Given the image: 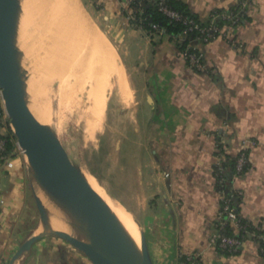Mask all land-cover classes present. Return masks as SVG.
<instances>
[{"label":"crops","instance_id":"0c3cea01","mask_svg":"<svg viewBox=\"0 0 264 264\" xmlns=\"http://www.w3.org/2000/svg\"><path fill=\"white\" fill-rule=\"evenodd\" d=\"M86 1L101 36L115 49L135 102L132 139L117 152L132 177V193L153 264H178L199 254L200 264H264L259 246L246 240L236 256L208 244L220 206L214 177L216 146L234 158L245 145L248 167L232 181L241 218L264 237V0H250L234 43L217 38L198 45L204 72L180 57L175 37L128 19L126 0ZM206 22L238 0H174ZM1 101V96H0ZM9 134L7 126L0 136ZM36 180L22 152L0 161V264L36 235ZM40 222V219H39ZM33 227V226H32ZM13 264H89L65 242L43 238Z\"/></svg>","mask_w":264,"mask_h":264},{"label":"rangeland","instance_id":"374dc122","mask_svg":"<svg viewBox=\"0 0 264 264\" xmlns=\"http://www.w3.org/2000/svg\"><path fill=\"white\" fill-rule=\"evenodd\" d=\"M76 3L82 19L101 36L90 17L88 10L91 9L87 2L76 0ZM51 4V0L20 2L16 35L17 52L20 82L24 89L27 86V90L31 88L29 93L32 98L27 95L30 98H28L30 108L33 113L44 118L45 123L53 129L71 163L85 178L92 175L91 178L94 179L102 197L127 211L132 222L137 224L139 231L143 233L144 228L139 225L138 216L144 212L138 198L132 193L131 173L124 167L117 152L120 142L132 139L135 127L136 107L124 69L116 57L115 49L108 43L107 48L111 55L113 54L117 66L114 67L113 64L111 66L110 60L105 61L106 63L93 60L96 56L98 58L101 56L87 43L86 32L78 23L81 17L72 18L70 23L66 21L67 24L64 25L65 27L69 25V28H65L63 25L65 21H59L62 20V9L59 8L55 13L51 10L53 5ZM101 63H105L104 69L99 71ZM87 66L90 72L84 74L83 69ZM119 78L124 80L123 85ZM27 82L30 84L27 85ZM95 90L100 93L95 92L97 95H94ZM100 97L104 98L103 106ZM12 139L16 143L15 137ZM35 185L41 194L48 216L57 215L70 229L69 232L77 233L72 223L54 212L52 200L37 183ZM34 228L36 234L44 231L39 216L36 224L29 226V232ZM46 239L63 242L52 236H46ZM88 263L90 264L89 261Z\"/></svg>","mask_w":264,"mask_h":264},{"label":"water","instance_id":"95a60500","mask_svg":"<svg viewBox=\"0 0 264 264\" xmlns=\"http://www.w3.org/2000/svg\"><path fill=\"white\" fill-rule=\"evenodd\" d=\"M21 0H0V96L16 145L36 183L52 200V208L74 225L77 233L53 230L46 206L33 189L43 232L27 239L9 264L46 236L56 237L81 253L90 264H153L144 233L135 247L106 205L71 163L53 129L39 121L20 82L17 19Z\"/></svg>","mask_w":264,"mask_h":264},{"label":"built area","instance_id":"2783aa9c","mask_svg":"<svg viewBox=\"0 0 264 264\" xmlns=\"http://www.w3.org/2000/svg\"><path fill=\"white\" fill-rule=\"evenodd\" d=\"M91 1L95 3L97 0ZM146 3L140 0H126V10L129 21L141 28H143L142 22L144 20H142V16ZM152 3L162 15L170 20V22H176L185 26L179 35L173 37L177 40L179 47L187 40L186 47L180 49V57L189 67L197 72H204L202 58L197 51V46L209 44L217 38H222L234 43L235 30L245 22L250 6V0H238L233 10L212 12L207 20V25L202 26V21H194L172 10L166 4L165 0H153ZM219 23L222 25L218 26ZM151 32L165 33V30L157 25H151ZM4 126L8 127L9 134L0 136V161H4L13 152L8 153L7 144L8 140H13L12 138L14 137L13 129L1 100L0 128ZM14 146L17 147L15 142ZM215 151L216 164L214 167V177L218 185V193L220 194L221 201L216 223L213 232L209 236L208 244L221 253L232 257L240 252L246 240L251 239L259 246V252L264 256V237L262 235V228L259 226H252L247 222H242L243 219L238 209L240 193L230 190L232 181L242 176L248 167L247 148L244 145L235 157L233 172L229 176L226 173L227 169L224 167L228 160V158H226V149L217 145ZM228 230L231 231V235L228 234ZM200 263L201 256L199 254L179 256L178 260V264Z\"/></svg>","mask_w":264,"mask_h":264},{"label":"bare ground","instance_id":"6f19581e","mask_svg":"<svg viewBox=\"0 0 264 264\" xmlns=\"http://www.w3.org/2000/svg\"><path fill=\"white\" fill-rule=\"evenodd\" d=\"M52 1V9L51 10H53V11H55V13H57L56 11L60 8V9H62V15H61V19L62 20H60L59 19V21L60 22H63V21H65V23H63V25L64 24H67L66 23V21L68 22V23H70L69 21H71V19L72 18H77V17H81V12L79 11V8H78V4L76 3V0H51ZM58 19V18H57ZM56 21H58V20H56ZM55 22V21H54ZM59 23V22H58ZM78 23H80L82 26H81V28H83V30H85V32H86V38H87V40H88V42L87 43H89L90 45H91V48H92V50L93 51H95V52H97L98 54H100V56H101V58L99 57H95V58H93V60H95V61H102V62H107L108 60H110V61H112V63H110L111 64V66H113L114 65V67H116L117 66V64L115 63V61H114V59H113V57H112V55H111V53H110V51L108 50V48H107V44H106V41H105V39L102 37V36H100V34H98L95 30H94V28L93 27H91L89 24H87V22L84 20V19H82V17H81V21L80 22H78ZM67 26V25H66ZM69 26V25H68ZM67 26V27H68ZM64 27H65V25H64ZM67 27H65V28H67ZM69 28V27H68ZM68 31V30H67ZM80 31V30H79ZM81 32H82V30H81ZM80 32V33H81ZM68 33H70L69 31H68ZM68 33H66V34H68ZM71 34V33H70ZM79 34V33H78ZM66 36V35H65ZM69 36V35H68ZM63 37V36H62ZM66 38V37H65ZM110 49V48H109ZM111 50V49H110ZM55 61V60H54ZM105 62V63H106ZM104 63V64H105ZM62 64H64V63H62ZM61 64V65H62ZM104 64L103 63H101L100 65H99V71H102L103 69H104ZM109 64V63H108ZM113 64V65H112ZM116 64V65H115ZM113 67V68H114ZM113 68H111V69H113ZM90 72V69L88 70V66L86 67V68H84L83 69V73L84 74H87V73H89ZM65 75V74H64ZM117 78L119 77V74L117 73ZM28 79V78H27ZM120 79V81H121V85H123L124 84V80L122 79V78H119ZM21 81V80H20ZM28 81V80H27ZM29 82V81H28ZM27 82V85L28 84H30V83H28ZM30 87H31V85H30ZM126 87V86H125ZM26 88V87H25ZM27 88H28V86H27ZM27 88L26 89H24V95H25V97H26V99H27V101H28V98L29 97H31V95H30V91L29 90H31V88L29 89V90H27ZM127 88V87H126ZM33 89V88H32ZM99 90V89H98ZM88 91V90H87ZM100 91V90H99ZM32 92V91H31ZM97 93V90H95L94 91V95H97V94H99V93ZM35 93V92H34ZM128 93V92H127ZM89 94H93V93H89ZM130 94V93H129ZM29 97H28V96ZM36 96V95H35ZM127 96V95H126ZM94 98H95V96H93ZM32 98V97H31ZM33 98H35L34 96H33ZM128 98V97H127ZM30 99V98H29ZM103 101H104V98L103 97H100V103L102 104L103 103ZM29 102V101H28ZM95 102V101H94ZM97 102V101H96ZM100 104V105H101ZM97 105H99V103L97 104ZM30 106H31V104H30ZM102 106H103V104H102ZM94 107V106H93ZM98 109V108H97ZM95 111H96V109H95ZM98 111V110H97ZM90 112V111H89ZM99 112V111H98ZM33 113V112H32ZM91 113V112H90ZM90 113H89V115H90ZM96 113V112H95ZM34 114V116L39 120V121H42V122H45V120H44V118H41V117H39L38 115H36L35 113H33ZM101 115V114H100ZM91 117V116H90ZM100 119V118H99ZM91 120V119H90ZM89 123L91 122V121H88ZM88 124V123H87ZM88 125H90V124H88ZM97 125V124H96ZM92 176V175H91ZM91 176L90 177H88V178H86V181H87V183H88V185H89V187L92 189V191L100 198V200L106 205V207L108 208V210L111 212V214L113 215V217L115 218V220H116V222L120 225V227L123 229V231H124V233L126 234V236L128 237V239L131 241V243L135 246V247H139L140 246V231H139V228H138V226H137V224H135L134 222H132V220H131V216H130V214L127 212V211H125V210H123L118 204H116V203H113V202H109V201H107V200H105L103 197H102V195H101V193H100V190H99V188L96 186V184H95V181H94V179L93 178H91ZM54 210V209H53ZM54 212H56V213H58V214H61V213H59L58 211H56V210H54ZM53 216L52 217H49V219H50V225H51V228L53 229V230H56V231H59V232H69V228L58 218V216L57 215H54V214H52ZM62 215V214H61ZM63 216V215H62ZM68 224H69V222H68ZM71 227V226H70Z\"/></svg>","mask_w":264,"mask_h":264},{"label":"trees","instance_id":"16d2710c","mask_svg":"<svg viewBox=\"0 0 264 264\" xmlns=\"http://www.w3.org/2000/svg\"><path fill=\"white\" fill-rule=\"evenodd\" d=\"M140 1H145V3L147 2L146 7L144 8V14L142 16V20H144L142 22L144 29L151 31V25H157L160 28L164 29L165 33H167L168 35L176 36L179 35L182 32V30L185 28V26L179 23L170 22L169 19H167L157 10L156 6L152 3L153 0H140ZM165 2L172 10L177 11L180 14L184 15L185 17L192 19L194 21H200L197 17L191 15L183 4L176 2L174 0H165ZM207 23L208 21L202 22V26H206ZM221 25H222L221 23L218 24V26ZM186 44H187V40L183 42V44L179 48L180 49L185 48ZM13 149H14L13 140L10 141L8 140V144H7L8 153H11ZM234 162H235V157L234 158L229 157L227 162L225 163L224 167L227 169L226 173L228 176L231 175L233 172ZM242 222L244 223L245 221L242 220ZM228 234L231 235L230 230H228Z\"/></svg>","mask_w":264,"mask_h":264}]
</instances>
